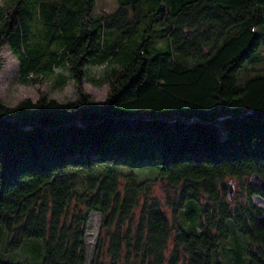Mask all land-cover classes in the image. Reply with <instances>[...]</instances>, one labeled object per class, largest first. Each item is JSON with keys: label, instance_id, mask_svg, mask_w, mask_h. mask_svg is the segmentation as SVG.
I'll return each mask as SVG.
<instances>
[{"label": "trees", "instance_id": "1", "mask_svg": "<svg viewBox=\"0 0 264 264\" xmlns=\"http://www.w3.org/2000/svg\"><path fill=\"white\" fill-rule=\"evenodd\" d=\"M9 1L21 78L67 64L80 96L0 97V264H264V0Z\"/></svg>", "mask_w": 264, "mask_h": 264}, {"label": "rangeland", "instance_id": "2", "mask_svg": "<svg viewBox=\"0 0 264 264\" xmlns=\"http://www.w3.org/2000/svg\"><path fill=\"white\" fill-rule=\"evenodd\" d=\"M11 3L9 0H0V31L4 28L6 17L11 11ZM119 9L117 0H97L95 14H106L114 12ZM143 28L133 35L131 41L127 43V47L134 45L136 39H140ZM161 44L165 46V41ZM116 64V63H114ZM113 63L109 66H97L91 62L86 66V79L83 89L86 93L91 95L95 100H105L110 92V84H99L105 77L109 78L110 72L113 70ZM264 67V46L261 52V61L256 66V70ZM108 70V74L105 70ZM255 73V72H253ZM252 73V74H253ZM243 74L244 77L247 75ZM33 78V77H32ZM38 82L21 78L19 60L13 54L7 41L0 43V97L7 105L13 106L24 99L39 100L43 96L55 98L61 102H69L78 99L80 96L78 85L73 77L71 68L67 64H60L55 72L47 74V70L37 73L34 76ZM105 81V80H104ZM143 176V175H142ZM158 195L163 198L164 191L158 189ZM258 205L264 206V198L260 196L254 197ZM100 227V216L93 214L90 219L87 241L89 245V252H92L93 246L96 242ZM44 241L42 239H28L24 242V246L34 252H39L40 246L43 247ZM7 239L0 238V253L7 250Z\"/></svg>", "mask_w": 264, "mask_h": 264}, {"label": "water", "instance_id": "3", "mask_svg": "<svg viewBox=\"0 0 264 264\" xmlns=\"http://www.w3.org/2000/svg\"><path fill=\"white\" fill-rule=\"evenodd\" d=\"M252 184L259 186L264 192V178L259 176L258 174H253L250 178ZM233 194V187L229 186V195L232 196Z\"/></svg>", "mask_w": 264, "mask_h": 264}]
</instances>
